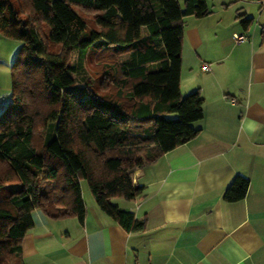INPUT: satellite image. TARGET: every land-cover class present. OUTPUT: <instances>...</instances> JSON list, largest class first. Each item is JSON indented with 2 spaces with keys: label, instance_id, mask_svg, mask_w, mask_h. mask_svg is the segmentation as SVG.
Here are the masks:
<instances>
[{
  "label": "trees",
  "instance_id": "obj_1",
  "mask_svg": "<svg viewBox=\"0 0 264 264\" xmlns=\"http://www.w3.org/2000/svg\"><path fill=\"white\" fill-rule=\"evenodd\" d=\"M28 1L22 16L0 0V34L20 42L11 95L0 103V264H22L33 210L83 222L81 179L101 211L126 231L142 230L144 221L112 199L142 198L133 172L193 138L203 116L198 90L181 95L180 73L183 19L206 16L205 0ZM75 6L95 12L96 28ZM97 47L109 51V96L76 80ZM248 185L235 176L224 200L242 199Z\"/></svg>",
  "mask_w": 264,
  "mask_h": 264
},
{
  "label": "crops",
  "instance_id": "obj_2",
  "mask_svg": "<svg viewBox=\"0 0 264 264\" xmlns=\"http://www.w3.org/2000/svg\"><path fill=\"white\" fill-rule=\"evenodd\" d=\"M235 1L183 21L180 93L198 90L203 116L193 138L133 172L144 196L117 206L144 228L124 230L81 189L82 223L33 210L22 264H264V4ZM235 176L248 189L228 202Z\"/></svg>",
  "mask_w": 264,
  "mask_h": 264
},
{
  "label": "rangeland",
  "instance_id": "obj_3",
  "mask_svg": "<svg viewBox=\"0 0 264 264\" xmlns=\"http://www.w3.org/2000/svg\"><path fill=\"white\" fill-rule=\"evenodd\" d=\"M13 5L20 9L22 16H27L29 14V1L28 0H10ZM179 5L182 7L183 0H177ZM208 8H224L223 3L231 8H239L242 6L243 1L235 0H205ZM75 10L80 14V16L86 21L88 27L96 28L94 24L93 10L85 9L82 7L75 6ZM185 19L183 20L185 22ZM186 23L184 24V26ZM20 47V42L17 40L8 38L0 34V102L2 100H8L11 95V72L12 68H18L20 66V61H16L18 49ZM186 52V50L184 51ZM77 55L72 54L70 56L71 61L75 62ZM109 51L101 50L99 47L96 50H91L87 53L86 57L82 59L81 67L79 68V73L76 75V80L79 83L87 82L91 89L100 95L109 96V92L113 83L109 81ZM167 117L175 118V114H168ZM43 138V132L41 129L38 131L35 143L37 145L41 144ZM80 187L84 191L92 196L87 183L84 179L80 180ZM4 190H0V195L3 194ZM85 194V198L86 195ZM85 200V199H84ZM87 201V198H86ZM115 205H124L126 201L122 198H116L112 200ZM128 202V201H127ZM69 222V221H66ZM51 224V223H50ZM52 228H55L51 224Z\"/></svg>",
  "mask_w": 264,
  "mask_h": 264
},
{
  "label": "built area",
  "instance_id": "obj_4",
  "mask_svg": "<svg viewBox=\"0 0 264 264\" xmlns=\"http://www.w3.org/2000/svg\"><path fill=\"white\" fill-rule=\"evenodd\" d=\"M260 3L261 4H264V0H260ZM233 40L235 41V43H241V42H244L246 40V37L243 34H234L233 35ZM203 69L208 70V65L205 64L203 66ZM230 102L231 103H234V100L231 99ZM0 103L1 104H4L5 103V100H2Z\"/></svg>",
  "mask_w": 264,
  "mask_h": 264
}]
</instances>
